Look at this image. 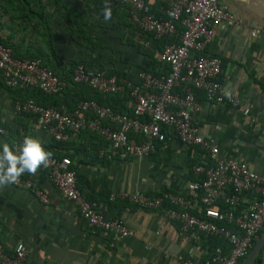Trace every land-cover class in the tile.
I'll return each instance as SVG.
<instances>
[{"label": "crops", "instance_id": "obj_1", "mask_svg": "<svg viewBox=\"0 0 264 264\" xmlns=\"http://www.w3.org/2000/svg\"><path fill=\"white\" fill-rule=\"evenodd\" d=\"M224 1L235 21L215 26L213 41L204 52L222 59L223 75L241 102L237 107L214 104L199 94L203 109L196 120L204 138L218 146L220 156L246 162L264 179V0ZM56 2L38 0L39 14L33 11L23 17L16 0H0V38L19 55L42 58L66 83L54 101L36 91L34 99L45 105L53 101L66 110L87 96L69 79L78 61L116 69L134 79L144 61L157 60L161 42L132 27L117 0H108L112 12L108 19L105 0L88 1L89 5L74 0L68 22ZM148 2L156 14L166 7L162 0ZM22 95L21 89L5 87L0 78V129L5 132L0 133V148L8 143L18 150L22 137L33 136L46 150L69 156L83 192L103 201L107 216L121 219L134 234L119 238L112 231L88 228L75 204L60 195L40 168L35 175L23 176H30L46 192L48 203L40 202L30 190L12 184L0 187V252L11 256L15 244L22 241L28 249L27 264H178L179 257L209 255L205 236L196 242L181 241L177 223L164 221L161 211L138 208L121 198L135 191H185L192 179L191 167L206 162L203 153L173 135L153 155L141 159L105 160L99 149L106 142L87 132L54 146L53 138L32 117L14 112V99ZM112 102L119 108L131 104L122 95Z\"/></svg>", "mask_w": 264, "mask_h": 264}, {"label": "built area", "instance_id": "obj_2", "mask_svg": "<svg viewBox=\"0 0 264 264\" xmlns=\"http://www.w3.org/2000/svg\"><path fill=\"white\" fill-rule=\"evenodd\" d=\"M117 1L127 7L129 20L138 32L175 38L159 50V68L155 73L140 68L134 79H128L78 63L70 79L73 85H86L102 95L126 92L130 111H117L95 99H78L74 107L62 110L57 105L44 106L32 98L16 97L14 112L32 117L38 128L56 141L76 140L84 130L96 134L107 144L99 149V156L105 160L151 156L169 135L197 148L206 162L191 167L192 179L185 191H135L121 198L138 208L161 211L164 221L177 223L181 241L196 242L205 236L223 243L206 258L179 257L178 264H239L264 227V179L246 162L220 156L218 146L204 138L196 120L203 109L198 92L214 104L237 107L241 102L223 75L222 59L204 52L213 41L214 27L223 21L231 25L235 20L224 0H162L166 7L161 16L152 12L148 1ZM178 23L182 28L179 35ZM0 78L7 88L46 95L60 94L66 86L41 58H17L1 41ZM0 133L5 132L0 129ZM41 168L60 195L75 204L88 228L112 231L119 238L134 234L121 219L107 216L103 201L88 198L79 188L69 156L52 155L48 165ZM12 185L30 190L42 203L49 201L30 176L22 175ZM115 198L110 195V200ZM27 258L28 249L22 241L15 244L11 256L0 252V264H27ZM256 264H264V252Z\"/></svg>", "mask_w": 264, "mask_h": 264}, {"label": "trees", "instance_id": "obj_3", "mask_svg": "<svg viewBox=\"0 0 264 264\" xmlns=\"http://www.w3.org/2000/svg\"><path fill=\"white\" fill-rule=\"evenodd\" d=\"M74 0H57V2H56V7H58V10H59V8H61V6L64 8V11H62L61 12V14L63 15V17H64V19L68 22V13H71V10L72 9H74V2H73ZM76 1V0H75ZM85 3H86V5H89V2H95L96 4L97 3H99V1L100 0H83ZM89 1V2H88ZM145 1H148V0H145ZM118 2V1H117ZM16 3H17V7L19 8V9H21L22 10V12L20 13V15H22L23 17H25L24 15H27V14H29L30 12H37L38 14H39V12H40V9H38V0H16ZM57 3H59L60 5L59 6H57ZM119 4V3H118ZM119 6L123 9V11H124V13L126 14V17H128L129 18V13H128V9H127V7H125V6H122L121 4H119ZM152 9V8H151ZM152 12H154L153 10H152ZM155 13V12H154ZM156 14V13H155ZM156 15H158V16H161L162 14H156ZM129 22H130V20H129ZM130 25L132 26V27H134L132 24H131V22H130ZM182 28H181V25L178 23L177 24V31H178V35H179V31L181 30ZM81 32H83V31H81ZM147 35V34H146ZM149 35V34H148ZM149 36H151L152 38H154V39H156V40H159L160 42H161V44H160V49H161V47L165 44V43H168V42H171V41H173V40H175V38H167V37H162V38H155L154 36H152V35H149ZM0 41L1 42H3L5 45H7V46H9L11 49H12V51H13V53H14V55L17 57V58H24V57H38V58H40L39 56H22V55H19V54H17L15 51H14V49L6 42V41H4V40H2L1 38H0ZM159 49V50H160ZM42 59V58H41ZM43 61V60H42ZM78 63H84L85 65H87V66H89V67H95V68H98V69H101V70H105L106 71V73L108 74V75H113V74H115V75H117V76H119V77H125V78H128L127 76H125V73L124 72H120V71H118V70H116V69H111V70H109V69H105V68H103V67H101V66H90V65H88L86 62H84V61H78V62H76L74 65H73V67H72V69H71V72H72V70H73V68L75 67V65L76 64H78ZM43 64H44V62H43ZM45 65V64H44ZM159 65H160V63H159V61H158V59L156 60V59H152L151 61H144L143 63H142V65L140 66V68L141 69H143V70H145V71H151V72H156V68H159ZM139 68V69H140ZM52 69V68H51ZM61 79H63L62 78V76L61 75H59L54 69H52ZM163 71H167V69L164 67L163 68ZM71 72H70V75H71ZM69 79H70V77H69ZM129 79V78H128ZM64 80V79H63ZM70 82H71V79H70ZM4 85V84H3ZM74 87H77L78 89H82V90H84V92L85 93H87V96H85L84 98H81V99H95V100H97L99 103H101V104H106V105H109V106H111L113 109H115V110H117V111H120V112H129L130 110H129V108H119L118 106H116V105H114V103L112 102L113 101V99H114V97H116V96H118V95H122V96H127V93L126 92H124V93H120V94H106V95H102V94H99V93H97V92H93V91H91L86 85H76V84H74L73 85ZM6 87V86H5ZM10 89V88H9ZM15 90V89H14ZM16 90H20V89H16ZM91 91V92H90ZM22 92H24L25 93V95H22V96H18V97H22V98H32V99H34V96H33V91L32 92H28V91H26V90H22ZM36 92H38L39 94H40V96H42V97H46V98H49V99H51V100H55V96H57V95H46V94H43V93H41V92H39V91H36ZM89 92V93H88ZM200 93L198 92L197 93V97H198V95H199ZM127 98H128V96H127ZM36 102H38V103H40V104H42V105H44V106H53V105H56L55 103H53V101L51 102V104H49V105H45V104H43L41 101H38V100H36V99H34ZM83 132H87L88 134H90V135H92V136H95V137H97V139L98 140H100V141H102V138H99L96 134H94V133H91V132H89V131H87V130H84V131H82V133ZM81 133V134H82ZM80 134V135H81ZM54 140V139H53ZM55 141V144H53L54 146H59V145H62V144H65V143H67V142H60V141H56V140H54ZM48 151H50L51 153H52V155H59V154H57L52 148H49L48 149ZM59 156H63V155H59ZM76 177H77V182H78V186H79V174L76 172ZM79 188L81 189V186H79ZM82 190V189H81ZM83 191V190H82ZM88 197V196H87ZM88 198H90V197H88ZM91 199H93V198H91ZM223 208H225V207H223ZM264 233V227H263V229L260 231V233H259V237L262 235ZM206 239V242H207V245H208V250L209 251H211L215 246H218V245H223V243L220 241V240H217L215 237H206L205 238ZM263 250H264V246H263V248L261 249V251L259 252V254L257 255V257L255 258V260L253 261V263L252 264H256L257 263V261H258V259H259V255L263 252ZM242 262L243 261H240V263L239 264H242Z\"/></svg>", "mask_w": 264, "mask_h": 264}, {"label": "clouds", "instance_id": "obj_4", "mask_svg": "<svg viewBox=\"0 0 264 264\" xmlns=\"http://www.w3.org/2000/svg\"><path fill=\"white\" fill-rule=\"evenodd\" d=\"M112 15L108 0H105L104 16ZM52 153L44 148L38 138L26 136L19 149L8 143L0 148V187L17 183L24 173L35 175L43 166L46 167Z\"/></svg>", "mask_w": 264, "mask_h": 264}, {"label": "water", "instance_id": "obj_5", "mask_svg": "<svg viewBox=\"0 0 264 264\" xmlns=\"http://www.w3.org/2000/svg\"><path fill=\"white\" fill-rule=\"evenodd\" d=\"M264 246V233L256 240L252 249L249 251L247 256L244 258L242 264H252L261 249Z\"/></svg>", "mask_w": 264, "mask_h": 264}]
</instances>
